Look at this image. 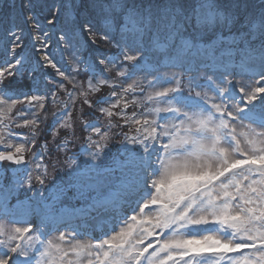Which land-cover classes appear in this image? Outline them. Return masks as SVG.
I'll return each mask as SVG.
<instances>
[{
	"label": "snow or ice",
	"instance_id": "obj_1",
	"mask_svg": "<svg viewBox=\"0 0 264 264\" xmlns=\"http://www.w3.org/2000/svg\"><path fill=\"white\" fill-rule=\"evenodd\" d=\"M76 7L75 0H28L21 6L20 23L0 29V161L25 163L24 154L37 133L34 130L32 138L14 144L10 141L12 127H21L19 117L27 116L23 126L38 128L42 122L38 110L44 109L43 101L49 99L46 94L11 91L13 80L24 78L30 70L24 40L27 26L44 67L54 69L61 78L57 92L63 89L68 96L62 113H53L56 122L71 115L69 102L74 107L78 97L81 105L108 118L106 131L97 122L85 124L98 137H88L92 149L89 159L98 162L106 155L111 129L120 127L112 122L118 116L128 129L121 133L125 142L139 146L118 166L123 170L132 165L134 171L117 178L112 175L113 168L86 163L83 171L76 167L72 174L79 178L95 172V183L88 185L95 193L91 196L93 205L113 215L114 234L100 243H80L71 234L66 240L63 233L49 239L52 230H44L42 202L33 203L34 196L18 201L26 204L28 215L38 221L36 231L27 216L10 222L19 227L0 224V264H264V7L258 19L248 20L247 32L226 40L218 37L211 44L201 42L202 32H186L193 15L197 28L232 25L234 17L226 15L216 0H197L194 8L181 0H167L163 6L131 7L119 0L113 5L93 0V7L107 14L103 26L92 16L72 19ZM37 8L41 11L32 14ZM113 10L122 13L118 28ZM62 17L64 24L54 33ZM114 34L119 35V65L99 52L98 41ZM49 41L71 49V73L75 74L80 72L83 47L96 45L98 55L93 58L91 78L85 83L62 71L49 51ZM150 59L171 67L199 60L204 67L222 69L223 75L218 80L207 77L204 86L190 78L185 94L177 75L162 74L147 84L136 79ZM113 67L118 80L106 75ZM233 68L246 76V83H234L230 78ZM64 81L71 84L72 91ZM171 83L175 87H163ZM105 87L111 93L93 101L92 94ZM137 92L143 95L138 97ZM56 101L57 94L52 93L51 104L56 105ZM18 105L21 107L14 118L11 113ZM129 107L134 108L131 115ZM43 118H47L46 113ZM68 163L75 165L76 161L69 159ZM36 179L42 195L45 180L40 176ZM22 187L23 181L7 187L0 182V199L7 204ZM27 188L36 192L31 173ZM93 205H89L90 210ZM51 208L43 204V211ZM129 208L134 214H120L121 209ZM116 223L122 224L118 230Z\"/></svg>",
	"mask_w": 264,
	"mask_h": 264
},
{
	"label": "rangeland",
	"instance_id": "obj_2",
	"mask_svg": "<svg viewBox=\"0 0 264 264\" xmlns=\"http://www.w3.org/2000/svg\"><path fill=\"white\" fill-rule=\"evenodd\" d=\"M75 2L77 7L73 13H76V15L73 16L72 19L78 20L86 16V14L81 11V1L75 0ZM252 3L254 4V2ZM19 9L20 8L18 6L17 10L19 11V13L13 14L15 16L12 18V20L10 19V24L7 23L6 19L3 16H1L0 25L4 26L6 29L11 28L14 24L20 23L22 17L20 15ZM88 12L89 16L94 17L96 21H99L101 18H105V13L103 12V10L98 9L97 7H88ZM90 12H92V14H90ZM119 14L120 13L113 15L114 17H116L117 28L119 27V24L122 23L121 15ZM97 23L100 26H103L102 23H104V21ZM247 23L248 21L243 18L236 19L232 27L218 26V24L211 29L207 25H205L202 29L195 28V30L188 27L186 35H194L202 32L203 35L201 37V42L205 44H211L218 37H223L225 40L230 36L238 37L242 33V28ZM63 24L64 18L61 19V23L57 25L56 31H54V33H58L60 27ZM27 36L29 40H27ZM118 39L119 35L114 34L110 39L103 40L102 42L106 45V47L101 50L102 53L106 52L107 54H109L108 56H105L113 59L116 62V65H119L122 60L120 50L116 46ZM24 40L25 42L27 41L26 45L28 43V47L26 48L31 49V44L33 42L29 38V29L27 26H24ZM1 43L2 42H0V48L3 47V44ZM50 43L51 42L49 41V44ZM89 46L90 43L88 45H85L80 53V60L82 62L83 58L85 57L83 66L88 70H90L93 64V58L98 55L97 46L92 45L91 48H89ZM224 46L225 45L223 44L221 45V47ZM37 47H39L38 44ZM52 48L55 51L58 50L56 53H58V58L62 59V61L65 59L71 61L70 48L66 49L62 44L59 47L55 45V47ZM49 51H51V49H49ZM62 51L63 54H60V52ZM53 53L52 55H54ZM41 55L42 54L38 52L37 58L39 59L37 61L38 64L44 67ZM55 58L56 57H54V62ZM80 66L81 65L79 64L78 67L82 68ZM231 71L232 77L230 78H233L234 83L239 82V84H244L247 82L246 76L239 74L238 69L233 68L231 69ZM80 74V72L79 74L72 73V75L76 76V79L78 81L86 83L87 79H84L81 76H77ZM108 74L110 78L114 80L119 79L116 76L115 67H113L112 72ZM162 74L168 77L177 75L181 79V86L183 87L185 94H187V88L189 86L188 81L190 78L194 81L195 84L204 86L206 85L207 77L211 76L213 79L218 80L221 75H223V71L222 69L204 67L203 63L199 60H197L195 63H186L182 67H171L160 66L156 63L155 59H150L146 61L144 66L138 71L136 79L143 80L145 84H147L148 81L155 80ZM129 83H131V81H129ZM163 87H175V84H166L163 85ZM197 90L199 91L200 89L198 88ZM110 93L111 89L105 87L99 93H93L91 99L95 101L99 96L108 95ZM136 95L139 97L143 94L137 92ZM209 95H212V93L209 92ZM80 99V97L77 98L74 107L69 102V107L72 109L71 115L69 117H63V119L59 121L60 124L55 126V128L51 132L50 137L44 138L39 141V143L35 142L31 146H29L28 151L24 154V167L18 169L9 162H4L2 164L0 170V182H2L3 185L7 187L15 186V182L17 181H23L25 187L19 188L18 195H13L7 204H5L3 199H0V224L8 225L9 227H19L21 226L20 224L10 222L22 220L27 216V218L31 221L33 231L35 232V226L38 221L34 217L28 215L26 204L18 203V201H25L29 196H34L33 203L42 202V217L46 224V228L44 230H52L51 235L48 237L49 239H54L55 237L63 233L66 237V240L68 239L69 234H71L80 243L96 244L100 243L103 239H107L109 235L114 234L112 231L113 225L115 223L113 215L109 212H105L103 210V207H96L95 205H93V201L91 199V196L95 193L88 188V185L91 183H95L97 179L95 172H90L88 176H81L79 178L74 177L72 174L76 167H80L81 171H83V166L86 163H97L101 168L115 169L112 175L117 178L120 177L123 173H128L129 175H131L132 171H134L132 165H129L128 167L121 170V168L118 166V162L119 164H123L124 162H126L132 156V153L139 149V146L137 144L125 142L124 136L121 133L122 131H127L128 129L124 125V122L118 116H116L112 118V122L114 124H119L120 127H114L111 129L108 147L105 149L106 155L100 161L93 162L89 159V152L92 151V149L90 148L81 151V155L79 156L72 155V152L77 149L74 147L83 144V142H87L89 136H92L94 139H98L94 131L85 128V124L87 121L91 122V119H96L97 115L100 114L102 118L101 129L102 131L107 130L104 126L107 124L108 118L103 117L101 113L95 110V108L93 109V111L97 112L95 113L96 116L92 117L91 115L87 120L78 116L79 113L74 115L73 110L80 104ZM66 102H68V97L66 100H64L63 98H59V100L56 101V105L50 103L47 112L45 111V109H42L44 114H47V118L44 119V114H42V122L38 123V128L33 125L23 126V119L21 120V117H19V122L22 125L21 127L27 131L30 130L32 134L34 129H40L45 123L49 125L50 123L53 124L54 120L56 119L54 118L53 113H60L62 111V105ZM19 107L21 106L18 105L17 109H13L11 113L14 118V113L17 112ZM81 107L88 108L87 105H82ZM87 110H90V108H88ZM133 110V107H129L127 110L128 114L131 115ZM114 111L119 112L120 110L115 109ZM135 111L139 112L142 111V109L135 108ZM23 129L17 131L18 133L16 135L12 133L10 137V141L12 143L17 144L20 142H24L25 137L32 138L31 134L23 135ZM4 131L5 135H7V131ZM34 139H37V134ZM61 143H64V145L61 146ZM0 147H2V145H0ZM69 159H74L76 161V164L73 165L68 163ZM37 165H39V167H37ZM45 170L47 172L46 175ZM29 173H31V184L33 189L36 190L35 193L29 191L27 188ZM37 176H40L45 180L44 192L42 195L39 193L41 185L36 179ZM69 185L77 186L69 187ZM65 189L66 191H64ZM43 204L51 205V210L43 211ZM89 205H93V208L91 210L89 208ZM134 207L135 205L133 204L132 208ZM120 214L124 216H131L134 213L132 212L131 208H129L127 211L121 209ZM120 226H122V224H115L117 230ZM105 233H107V235H105ZM41 239H43V237H41Z\"/></svg>",
	"mask_w": 264,
	"mask_h": 264
},
{
	"label": "trees",
	"instance_id": "obj_3",
	"mask_svg": "<svg viewBox=\"0 0 264 264\" xmlns=\"http://www.w3.org/2000/svg\"><path fill=\"white\" fill-rule=\"evenodd\" d=\"M81 1V11L84 12L86 14V16H89V12H88V7L93 6V0H79ZM28 2V0H0V17L3 16L7 23L10 24V19L12 20V18L15 16L13 14L15 13H19V11L17 10V7L19 6V10L21 11V6L26 4ZM48 3H59L60 0H47ZM99 2L101 4L104 5H113L116 0H99ZM119 2L123 3L125 5V7H131L133 4L140 6H148L149 4L153 5V6H163L164 4L167 3V0H119ZM254 2V4L252 3ZM181 3H184L185 6H191L192 8H194L196 6L197 0H181ZM216 3L220 6V9L222 11L225 12L226 15H231L234 17V21L236 19H243L245 18L247 21L249 19H258L260 17L261 14V9L262 7H264V4L261 3V0H216ZM248 5H247V4ZM98 9L99 8L97 7ZM25 12H27V9H24ZM41 9L37 8V9H33L32 14L34 13H38L40 12ZM46 11V10H45ZM118 12H116L115 10H113L112 15H116ZM90 14H92V12H90ZM107 14L105 13L104 16H106ZM119 15H121V19H122V13H120ZM104 18H101L99 21L97 22H103ZM196 18L193 15L192 18V22L191 25L189 26L191 29L195 30V28H197L196 25ZM6 23V24H7ZM103 24V23H102ZM101 24V25H102ZM234 24V22L232 23V25ZM228 26V27H232ZM218 26H221L220 24H218ZM227 27V26H224ZM247 28V29H246ZM242 32H247L248 31V23L245 24V26L242 28L241 30ZM250 38V37H249ZM27 40L28 36H27ZM27 42V41H26ZM99 44V51L101 52V50H103V48L106 47L105 44H103L102 41H98ZM27 47H28V43H27ZM92 45L90 44L89 48H91ZM31 49L26 48L25 52L27 54V52H29L27 54L28 59H29V68L30 70L28 71L27 75L24 78H17L15 80H13L12 85H11V91L13 92H23V93H27V94H46L49 96V99L46 101H43V103L45 104V111H48L49 105L51 103V94L52 93H56L57 94V100H59V98H63L64 100L67 99V94L64 92L63 89H61L59 92H57L56 89V84L58 82L61 81V78L56 75L55 70L51 69L49 67H47V69L42 70L41 68H39L37 66V64L34 61V58L30 52ZM54 52V53H53ZM52 53L54 54L53 56L56 57L55 58V62L58 63V67H61L62 71H64L66 74L71 73V69H72V65L70 63V61L64 62L62 61V59L58 58V53H56L55 51H52ZM105 55H109L106 52H104ZM85 57L83 58L82 62L80 63V75H77L78 77H82L84 79H90L91 75L86 68L83 66V62ZM72 74V73H71ZM107 76H109V74H106ZM110 77V76H109ZM38 80L40 81V83L42 85H46V87H42L41 85L38 86ZM64 84L67 88L68 91H72V86L71 84H68L67 81H64ZM66 97V98H65ZM21 99H23V97H21ZM49 101V102H48ZM82 106V105H81ZM80 104L78 106H76V108L73 110L74 111V115H76L77 113H79L78 116H80L81 118L84 119H88L91 115L92 117L96 116L93 109L87 110L88 108H84L81 107ZM40 112V115L42 117V114H44L43 110H38ZM93 111V112H92ZM62 113V111L60 112ZM17 112L14 113L15 117H16ZM100 116L97 115V117ZM28 119L27 116L21 117V120ZM54 119V118H53ZM102 118L100 116V119L97 121L95 118L91 119V122L87 121L86 123H93V122H97L100 126H102V122H101ZM59 123L56 122V119L54 120L53 124L50 123L47 124L45 123L44 125H42V127L40 129H34L37 133V139H34V143H39V141H41L44 138H48L51 135V132L53 131V129L55 128L56 125H59ZM52 125V128H51ZM30 127V126H28ZM21 129H23L22 127H15L13 125L12 127V133L14 135H16ZM102 130V129H101ZM31 134L30 130H25L23 129V135H28ZM64 145V143H61V146ZM80 147V148H79ZM77 148L75 151L72 152V155H81V151H83L84 149H88V141L87 142H83V144L77 145ZM73 148V149H74Z\"/></svg>",
	"mask_w": 264,
	"mask_h": 264
},
{
	"label": "water",
	"instance_id": "obj_4",
	"mask_svg": "<svg viewBox=\"0 0 264 264\" xmlns=\"http://www.w3.org/2000/svg\"><path fill=\"white\" fill-rule=\"evenodd\" d=\"M62 18H63V17H62ZM62 18H61V19H62ZM4 162H9L10 164L15 165L17 168L22 167V166L25 165V163H24L23 165H16V164L12 163L11 161H0V169H1L2 163H4Z\"/></svg>",
	"mask_w": 264,
	"mask_h": 264
}]
</instances>
